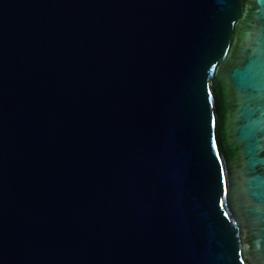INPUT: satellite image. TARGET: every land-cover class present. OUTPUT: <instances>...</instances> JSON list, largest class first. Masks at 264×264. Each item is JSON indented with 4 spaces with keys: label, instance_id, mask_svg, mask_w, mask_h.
<instances>
[{
    "label": "water",
    "instance_id": "water-1",
    "mask_svg": "<svg viewBox=\"0 0 264 264\" xmlns=\"http://www.w3.org/2000/svg\"><path fill=\"white\" fill-rule=\"evenodd\" d=\"M0 264H264V0H0Z\"/></svg>",
    "mask_w": 264,
    "mask_h": 264
}]
</instances>
